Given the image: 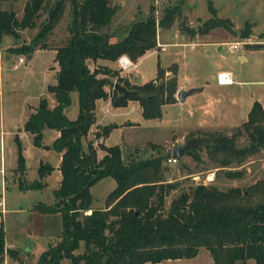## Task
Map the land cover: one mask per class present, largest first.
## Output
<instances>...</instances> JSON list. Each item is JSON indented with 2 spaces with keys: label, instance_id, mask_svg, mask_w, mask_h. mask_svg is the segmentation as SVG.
I'll use <instances>...</instances> for the list:
<instances>
[{
  "label": "trees",
  "instance_id": "16d2710c",
  "mask_svg": "<svg viewBox=\"0 0 264 264\" xmlns=\"http://www.w3.org/2000/svg\"><path fill=\"white\" fill-rule=\"evenodd\" d=\"M0 0V46L4 37L20 39V33L35 28L36 19L46 0H26L22 16L1 9ZM71 7V21L66 43L55 49L58 71L55 84L47 87L56 105L50 108L46 99H41L23 125L33 145L52 149L61 154L59 171L61 181L53 196L55 206L43 203L35 205L40 214H58L62 222L60 239L39 256L36 264H160L169 260H191L199 249L209 252L213 264H264V198L257 203H248L251 191L264 196V182L243 192L230 188L219 192L212 186L197 185L189 192L180 193L168 206L166 198L177 185L165 177L163 162L168 157H149L124 162L119 146L106 147L101 142L98 149L104 155L98 158L93 141L84 151L81 139L86 137L95 123V102L110 97L115 108L126 107L136 101L145 120L160 119L162 107L176 102L177 65L164 69L157 66L153 80L143 84H131L116 71L96 67L93 70L87 61H117L126 56L136 63L147 52L158 46V29H167L177 16L178 6L163 9L157 19L151 7L145 19L130 24L124 36L112 42L118 35L110 31L116 9L108 0H56L49 10L47 21L29 43L11 50L15 55L31 57L36 50L47 48V37L61 17L66 4ZM212 18L203 22L198 34L207 35L214 28H223L235 36L229 19L217 18L209 6ZM246 23L238 35L247 39L252 34ZM193 34V33H192ZM255 48H262L255 46ZM170 73L169 78L165 74ZM119 84L129 96L119 94L114 85ZM109 87L110 93L106 91ZM77 94L78 114L74 120L66 115L71 104V94ZM114 126L100 129L99 137L106 139ZM44 130H55L59 137L51 147L43 146ZM246 135L247 145L238 147L237 141ZM193 137V136H192ZM211 142L205 149L212 158H221L223 166L239 164L264 149V108L258 101L251 105L247 118L231 135L216 132L209 135ZM17 169L23 167L24 158L18 138ZM194 149L187 153L191 154ZM53 171L48 164L37 170L38 179L32 183L18 179L20 191H38L44 188L42 180ZM229 178L240 177L228 173ZM104 178H112L115 189L106 197L103 209L93 208L90 187ZM61 201V202H60ZM89 213V214H87ZM81 254H76L80 248ZM6 251L5 239L0 228V264Z\"/></svg>",
  "mask_w": 264,
  "mask_h": 264
},
{
  "label": "rangeland",
  "instance_id": "374dc122",
  "mask_svg": "<svg viewBox=\"0 0 264 264\" xmlns=\"http://www.w3.org/2000/svg\"><path fill=\"white\" fill-rule=\"evenodd\" d=\"M25 2L26 0H3L1 9L13 11L20 19ZM55 2L56 0H46L44 8L36 19L34 29L21 32L18 40L4 37L0 46L3 66L0 81L2 85L0 89V204H2L0 206V228L3 230L5 242L10 246L6 251L12 252L10 255L4 252L2 264H36L41 253L49 246H55L60 239L59 237L51 242L48 237L56 230L58 222L55 217L43 220L42 214L34 210L35 205L40 202L49 204L52 201V205L49 207L55 206L58 202L50 192V189L55 187L54 177L51 178L46 190L25 193L17 189L14 177H22L24 180L31 181L36 178V171H32L29 175L32 166H27V162L24 160L22 169L13 176L18 155L17 144L14 141L15 129L22 124L27 106L36 104L40 96L48 102H54V97L47 92L45 87L50 80V75L48 76L47 73L53 75L55 60L53 61L52 51L64 45L69 38L70 5L66 4L57 24L48 35L45 50L35 54L30 61L24 55L13 54L11 50L20 47L23 43H29L35 37L47 21L49 10ZM108 2L109 6L114 7L117 11L110 24V31H117L118 35H124L132 22L145 19L151 7L155 8L154 15L157 19L162 17L163 9L169 6H178L180 9V16L175 18L169 28L158 29V40L167 44L166 51L146 56L133 70L132 76L137 78V84H144L154 78L157 61L160 67H163L173 60H178L184 75L190 74L188 69L191 66L193 72H196L200 84H204L206 77L203 73L208 68L228 70L232 72L234 80L241 82L227 90H216L215 84L211 82L210 86L205 87L204 94L195 100V105L198 103L205 106L210 103L212 98L227 101L234 97L239 101L237 113L230 118L235 123H215L219 119L208 114L204 116L202 111L197 109H190L189 103L163 106L160 119L145 120L141 115L140 107L135 103H130L120 110H114L115 115L104 116L102 119L104 125L115 122L121 125L122 129L110 132L105 140V146H119L124 162L130 158L143 160L149 157H168V155L171 159L172 147L182 146L195 134L204 136L203 138L216 132L231 135L235 128H238L246 120L248 110L254 101H259L264 105V45L254 44L256 41L264 40V0H162L159 2L155 0H108ZM209 6L216 11L217 18L231 21L233 30L236 32L235 36L221 27L212 29L207 35L198 34L197 30L203 25V22L213 17L209 12ZM246 23L252 27V34L247 39L251 44L240 47L237 52H229L225 46H222L223 48L219 52L217 48L210 46H194L192 48L186 46L184 48L170 45L172 42H178V39L173 37L177 31L185 39H209L216 42L226 41L225 43L241 42L244 39L239 37L238 32ZM256 45L262 48H255ZM239 54L244 55L245 59H239ZM20 56L25 59V63L14 69V63ZM112 66H117V64L111 63ZM237 74H239L238 78L235 77ZM119 77L133 83L132 79L127 78L124 74H120ZM50 82L53 83V80ZM77 114V94L72 93L71 104L66 110V115L70 120H74ZM214 124L228 126L218 131L209 130ZM232 125L234 126L230 127ZM200 128L204 132H190L183 139H179L190 130ZM100 129L89 132L86 137H83L81 146L86 151L87 143L93 141L97 155L102 157L104 153L98 149V145L102 141V138L99 137ZM49 141V136H45V143L49 144ZM19 142L24 159H29L34 164L40 160L48 161L51 164L57 162L56 152L36 149L32 146L28 135L20 137ZM247 143L248 140L244 135L238 139L236 145L243 147ZM167 160L165 159L163 162L166 167L165 177L168 182L177 185V187L166 198V206L180 193L189 192L190 188L197 185H209L219 192L230 188H237L243 192L255 185L256 182H264V149L239 164L232 163L226 166L220 163L221 158L210 157L205 147L198 148L189 156L187 153L182 155L181 159L173 164L168 163ZM228 173H236L240 177L229 178ZM115 187L116 183L112 178H104L93 184L89 190L93 208L103 209L106 197ZM249 196L251 197L246 198L245 201L252 204L264 198L258 191H251ZM27 248L30 251H26ZM82 252L81 246L76 254ZM247 263L255 264L251 260ZM61 264H69V262L64 260ZM160 264L213 263L209 252L201 248L191 260H169Z\"/></svg>",
  "mask_w": 264,
  "mask_h": 264
},
{
  "label": "crops",
  "instance_id": "0c3cea01",
  "mask_svg": "<svg viewBox=\"0 0 264 264\" xmlns=\"http://www.w3.org/2000/svg\"><path fill=\"white\" fill-rule=\"evenodd\" d=\"M123 36L124 35H116V36H114L111 39V41L112 42H116L117 40H119ZM173 37L176 38V39H178V42H176V43L172 42L170 44L172 46H176V47H179L180 46V47H184V48H186V46H189L190 48H192L194 46H202V47L203 46L204 47H209L210 46V47L217 48V50L219 52H220V50H222L221 44L226 42V41L216 42V41H212V40H209V39H202V40H200V39H187V38L185 39V37L183 35H181L178 31H177V34H174L173 35ZM228 43H230V42H228ZM166 45L167 44H165V43L163 44V43H161L160 40H158V46H157V48L155 50H151V51L147 52L143 57L139 58L136 63H132V66L128 70H121L120 65L118 64V61L111 62V61H107V60H98L97 62H93V61L89 60V61H87V65L90 68V70H93L96 67L108 68V69H110L112 71H116L119 75L120 74H124V76H126L127 78H129V79L131 78L132 79V82H133L131 84L143 85V84H137V82H136V79L137 78L132 76L133 70L137 68V66L139 64V61L142 60L143 58H145L146 56H148V55L153 56L155 54H158V52L166 51V48H165ZM40 51H42V50H36L32 54L31 58L28 59V61H30L31 59H33L34 55L37 54V53H39ZM52 54H53V57H54V59H53V61H54L55 60L56 52L55 51H52ZM238 57L241 60H244L245 59V56L244 55H241V54H239ZM1 60H2V56L0 55V81L2 79L1 76H2V70H3L2 69L3 66L1 64ZM111 63L117 64V66H114V67L112 66L111 67ZM54 64H55V66H54V70H53V75L51 73H47L48 76L50 75L49 76L50 77V80H49V82L45 86L46 87V90H47V87L49 85H54L55 84V74L58 71V66H57V63L56 62H54ZM171 64H175L178 67L177 68V74H176V81H177V90H176V92L179 89H183L185 92H188V90H192L191 93L188 94V96L186 97V99L183 102V104H188L189 103L188 104L189 105L188 107L190 109H197L198 111H202V113H203L204 116L206 114H208V115H211L213 118L219 119L215 123H222V122H226V123L234 122L235 123L234 120H231L230 119L231 116H233V115H235L237 113L236 111H237V107H238V104H239V101L237 99H235L234 97H232L230 100H227V101H224V99H221L220 100L219 98H216V99L215 98L214 99L212 98L210 100V103L207 104V105H205V106L199 105L198 103L195 105L196 98L204 94L205 87L207 85L210 86L211 82H213L215 84V87L214 88L216 90H221V89L227 90V88L232 87L235 84L236 85L237 84H240L241 83L240 81L234 80L232 72H230L228 70H223V69L217 70L216 68L215 69L214 68L205 69L203 75L205 74V77L206 78L204 80V84H200V82L198 81V76H197L196 72H193L191 66L188 69V71L190 73L189 75L182 74L181 65L178 63V60H173L169 64L167 63L166 66H163L161 68L167 69V68L170 67ZM158 65H159V62L157 61V66ZM21 66H19V67H21ZM220 72H225V73L229 74L230 79L232 80V84H230V85H218L217 80H215V78H216V75L219 74ZM155 76H156V74H155ZM155 76H154V78H155ZM170 76H171L170 73H166L165 74V78H169ZM235 77L238 78L239 77V74L235 75ZM153 79H151V80H153ZM51 80H53V83L50 82ZM1 86L2 85H1V82H0V89H1ZM106 91L108 93H110L109 87L106 88ZM174 98H176V93L174 95ZM41 99H43V98H41V96H40V98H38V102L36 104H30V105L27 106L26 111H25V114H24V120H23L22 124L18 128L15 129L16 133H15L14 141H15V138H18V141H19V138L26 134V135H28L30 137L31 142H32V146L35 147L33 145L32 136L29 133L23 131V125L26 122V120L28 119V117L30 116V114L32 112H34V109L37 107V105H38V103H39V101ZM130 103H135V104H137L140 107L139 103L136 102V101H129L128 104H130ZM179 103L180 102L176 98V102L171 103V105H176V104H179ZM259 103L264 108L263 103H261V102H259ZM48 105H49L50 108H53L56 105L55 100H54V102H52V101L48 102ZM122 108H124V107H122ZM122 108H115V107H113L112 106V103H111L110 97H108L106 99L97 100L95 102V123L91 127V129H90V133L91 132H95L96 130H98V128H102V127L110 126V125L115 127L113 130H116V129H119L120 130V129H122L121 128V125L120 124H117L116 122L115 123H110L108 125H104L103 124V121H102V119H103L104 116H106V115H115L114 114L115 113L114 110H120ZM207 110H208V112H206ZM218 125L216 126L214 124V126L212 128H210L209 130L218 131L219 129H222V128H225L226 126H228V125H226L224 127L223 125L222 126L221 125L218 126ZM233 126L234 125H232L230 127H233ZM205 131H207V130H205ZM190 132H195L196 133V132H204V131L201 130V128L200 129L190 130L189 132L185 133L184 136H182L179 139H183ZM47 135L50 138L49 144H46L45 143V136H47ZM58 137H59V132H57L55 130H44L43 133H42V144H43V146L51 147V145L53 144V142ZM193 137H201V138H203L204 136H200V135H196L195 134ZM193 137H191V138H193ZM105 140L106 139H102V141H101L104 146H105ZM15 143H16V141H15ZM35 148L36 149H39L41 151H43V150H47V151L52 150V149H43V148H38V147H35ZM98 158H101V157L98 156ZM24 160H26V162H27L26 165L27 166L28 165L32 166L31 171H29V175H30V173L32 171H36V178H33L34 180L28 181V180H24L22 177H20L23 181H25L27 183H32L33 181H35V180L38 179L37 170H38V168H39V166L41 164H48V165H50L53 168V171L42 180V183L44 184V188L41 189V190H38V191L46 190L48 188L49 184H50L51 178L54 177L55 187L52 188V189H50L51 195L53 196V191H55V190L58 189L59 183L61 181V173L59 171V166H60V162H61V154L60 153H57V162L55 164H51L48 161H43V160H40L37 164H34L29 159H24ZM16 169H17V165L13 169V176L15 175V170ZM26 177H27V174H26ZM14 179L16 181L17 189L19 190V188H18V179H19V177L16 176V177H14ZM21 192H23V191H21ZM26 192H29V191H25V193ZM40 203H43V202H40ZM43 204H45V203H43ZM45 205L46 206L52 205V201H50L49 204H45ZM52 216L55 217V219L57 220L58 223H56V230H55L54 234H52V235L49 234L50 236H48V237H50V241L51 242L53 240L58 239L60 237V235H61V232H62V222H61V218H60V216L58 214H42V217H41L44 220V218H50ZM50 245H51V243H50ZM9 248H10V246L8 245V243L5 242V249L7 250ZM26 251H30L29 248H27Z\"/></svg>",
  "mask_w": 264,
  "mask_h": 264
},
{
  "label": "water",
  "instance_id": "95a60500",
  "mask_svg": "<svg viewBox=\"0 0 264 264\" xmlns=\"http://www.w3.org/2000/svg\"><path fill=\"white\" fill-rule=\"evenodd\" d=\"M28 59L31 57H27ZM114 89L119 93L123 95H129L133 96L136 95V92L128 91L126 88L122 87L119 84L114 85ZM192 90H188V92H185L183 89H179L176 92V98L180 103H183L188 96V94L191 93ZM211 142V139L208 137L201 138V137H193L189 138L182 146L175 145L172 148L171 158L175 159V161H179L182 157V155H185L186 153H189L190 151L198 148H202L209 144ZM61 202V201H60Z\"/></svg>",
  "mask_w": 264,
  "mask_h": 264
},
{
  "label": "built area",
  "instance_id": "2783aa9c",
  "mask_svg": "<svg viewBox=\"0 0 264 264\" xmlns=\"http://www.w3.org/2000/svg\"><path fill=\"white\" fill-rule=\"evenodd\" d=\"M155 1L159 2L162 0H155ZM247 39H244V41H241V42L237 41L236 43H222L221 47L222 46L227 47V51L229 52H237L240 47L251 44L249 41H247ZM254 44L264 45V40L256 41L254 42ZM117 61H118V64L120 65L121 70H128L132 66V63L130 62V60L125 56L120 57ZM24 63H25V59L22 56L18 57L17 62L14 64V69H17L19 66L23 65ZM215 80H217L218 85L232 84V80L230 79L229 74L225 72H220L219 74H217ZM167 162L173 164L176 161L175 159L169 158ZM0 206H2V204H0Z\"/></svg>",
  "mask_w": 264,
  "mask_h": 264
}]
</instances>
